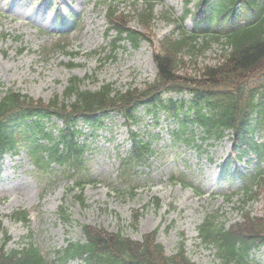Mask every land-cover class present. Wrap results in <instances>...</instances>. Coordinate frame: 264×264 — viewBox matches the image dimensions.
<instances>
[{
	"label": "rangeland",
	"instance_id": "rangeland-1",
	"mask_svg": "<svg viewBox=\"0 0 264 264\" xmlns=\"http://www.w3.org/2000/svg\"><path fill=\"white\" fill-rule=\"evenodd\" d=\"M136 1L127 0L116 16L128 17L122 22L127 20L130 27L145 32L132 16ZM138 1L140 7L142 1ZM155 1L157 21L150 32L146 31L151 44L142 42L137 50L123 45L113 52L116 35L108 32L106 6L113 0H0V97L6 90L14 89L48 103L56 96L62 98L74 77L83 80L82 90L96 91L107 83L120 91L143 89L155 79L153 55L159 42L174 33L175 22L183 15L187 1L194 9L193 0ZM166 12L174 14L173 22L162 19ZM56 22L64 26H56ZM185 27L191 30L190 19ZM17 36L19 41H15ZM22 48L26 51L20 54ZM221 51L213 46L197 58L198 66L215 64ZM139 116L141 120L132 131L147 134V138L153 136V147L158 151L145 166H134L130 176L120 177L121 159L131 147L124 120L111 115L106 120L107 129L95 137L85 128L89 134L88 171L82 176L92 181L84 194L85 206L70 191L71 183L63 174L36 171L27 153L0 157V216L12 237V249L31 238L52 259L55 250L65 247L68 240H81V227L88 224L111 233L121 230L134 240L157 231V242L168 255L174 253L184 237L195 264H219L215 250L198 241L197 229L207 215L219 216V222L226 226L242 221V205L226 201L240 188V182L229 179L223 169L232 152L229 137L215 146L203 145L206 151L200 153L184 144L171 146L166 132L168 122L162 120L161 129L143 113ZM54 123L61 127V122ZM256 138L264 140V127L256 131ZM256 165V161L233 162L232 170L253 172ZM173 177L193 185L202 195L181 183L174 184ZM257 197L244 210L254 218H264V191ZM155 198L161 201L159 208ZM61 206L71 214L69 224L59 219ZM22 210L29 213V223L9 218ZM135 213L139 214V222L133 225ZM3 240L0 233V245ZM253 259L264 264V248L254 252Z\"/></svg>",
	"mask_w": 264,
	"mask_h": 264
},
{
	"label": "trees",
	"instance_id": "trees-1",
	"mask_svg": "<svg viewBox=\"0 0 264 264\" xmlns=\"http://www.w3.org/2000/svg\"><path fill=\"white\" fill-rule=\"evenodd\" d=\"M197 1L193 16L194 25L199 29L185 31L183 21L189 15L187 11L179 20L177 33L159 42L154 55L157 76L144 91L129 88L120 92L110 84L98 91H86L81 90V80L72 78L62 101L56 97L45 104L8 90L0 99V153L25 148L37 170L73 179L75 187L81 191L77 198L85 205L83 192L87 182L80 174L81 168L86 169V146L77 141L82 130L75 127V122L81 120L96 132L103 126L99 114L119 112L134 119L135 107L143 106L147 113L156 117L162 112L175 119L179 130L171 134L176 143L193 146L197 139L194 126L201 129L199 138L203 144L219 142L226 133H231L233 156L237 160L253 152L259 163L264 162V142H257L253 136L256 126L264 122V0ZM116 9L108 12L109 30L116 32L113 51L122 43L137 49L142 41H150L146 34L156 22L152 4L146 3L132 15L139 26L148 30L146 34L128 28V21L122 22L128 17L121 15L118 19ZM214 18L217 26L224 28L202 32L200 28H209ZM162 19L172 21V15L166 13ZM241 21L245 25H240ZM215 44L223 49L217 62L199 67L197 58ZM162 90L177 97L163 99ZM185 93L191 94L190 100L183 97ZM54 117L63 123L57 130L49 126ZM151 153L150 144L134 140L122 166L142 164ZM257 169L252 175L240 171L233 174L244 182V195L240 199L243 205L258 199L264 191V170L260 166ZM155 205L160 206L158 199ZM27 216L26 212L14 215L24 221ZM60 218L66 222L70 220L63 208ZM217 219L208 216L199 227L201 244L216 249L220 264H251V252L264 246V218H254L245 212L243 221L229 228L217 223ZM138 220L139 216L134 215L133 225ZM82 228L84 241H69L66 247L54 252L53 259H48L31 242L21 249L8 248L10 237L0 221V231L6 237L0 247V264H69L71 261L81 264H194L183 237L175 252L167 255L164 247L156 242V231L136 241L121 231L110 233L89 225Z\"/></svg>",
	"mask_w": 264,
	"mask_h": 264
}]
</instances>
